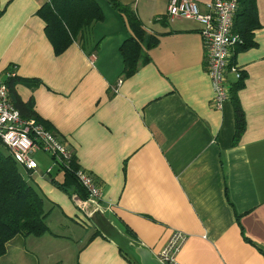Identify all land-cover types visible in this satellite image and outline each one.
Wrapping results in <instances>:
<instances>
[{"label": "crops", "instance_id": "1", "mask_svg": "<svg viewBox=\"0 0 264 264\" xmlns=\"http://www.w3.org/2000/svg\"><path fill=\"white\" fill-rule=\"evenodd\" d=\"M96 1L104 19L57 54L39 14L47 0H0L1 78H21L15 89L37 113L22 116L66 143L102 192L98 208L61 188L64 171L34 151L37 170H24L47 199L49 230L16 235L0 264H139L136 247L156 255L175 229L188 234L179 264H264V0L253 43L229 57L243 76L236 143L232 96L214 103L201 24L171 20L169 0H120L145 29L140 63L126 74L121 47L133 30ZM194 1L203 12L212 2ZM227 78L231 89L237 76Z\"/></svg>", "mask_w": 264, "mask_h": 264}, {"label": "trees", "instance_id": "2", "mask_svg": "<svg viewBox=\"0 0 264 264\" xmlns=\"http://www.w3.org/2000/svg\"><path fill=\"white\" fill-rule=\"evenodd\" d=\"M107 1L125 16L133 30L134 36L127 39L121 47L124 71L126 74H132L141 60L145 29L137 14L128 5L120 0ZM238 2L240 8L237 10L234 28L243 39L239 46L248 47L253 43V29L259 26L257 0ZM39 14L46 23L47 36L57 54L64 52L74 39L82 35L94 22L104 19L103 10L96 0H50L41 7ZM157 42L151 38L148 46L153 47ZM242 78L241 74V78L230 89L235 111V143L246 129L245 113L237 96L238 90L243 86ZM20 80L21 78L14 76L5 81L9 88L10 100L24 117H36L34 101L31 99L24 102L15 89ZM3 147L5 148L4 145ZM21 168L12 155L0 147V258L7 252V243L16 235L42 236L49 230L47 217L50 210L47 209V199L23 176ZM79 168L74 157L68 167L61 165L59 169L64 171L65 181L59 186L69 189L71 193L78 192L83 197H88L86 189L76 175ZM53 182L56 183L55 180Z\"/></svg>", "mask_w": 264, "mask_h": 264}, {"label": "built area", "instance_id": "3", "mask_svg": "<svg viewBox=\"0 0 264 264\" xmlns=\"http://www.w3.org/2000/svg\"><path fill=\"white\" fill-rule=\"evenodd\" d=\"M50 1V0H47ZM239 7L238 0H212L207 4V11H201L194 0H169L168 16L197 20L201 24V34L207 53L208 71L215 90L214 103L223 108L231 98L227 73L232 71L241 78V69L230 64L229 57L232 47L241 44V35L235 32V14ZM0 144H3L17 163L27 170H37V161L32 153L42 150L50 154L59 165L69 166L72 154L66 143L58 139L44 125L24 118L13 105L9 96V88L0 76ZM49 167L46 175L50 176ZM76 175L86 189L88 198L96 203L102 199V192L93 176L82 168ZM188 238V234L175 229L166 245L156 254L164 264H179L177 254Z\"/></svg>", "mask_w": 264, "mask_h": 264}, {"label": "water", "instance_id": "4", "mask_svg": "<svg viewBox=\"0 0 264 264\" xmlns=\"http://www.w3.org/2000/svg\"><path fill=\"white\" fill-rule=\"evenodd\" d=\"M139 264H164L157 256L147 247L138 246L134 249Z\"/></svg>", "mask_w": 264, "mask_h": 264}, {"label": "rangeland", "instance_id": "5", "mask_svg": "<svg viewBox=\"0 0 264 264\" xmlns=\"http://www.w3.org/2000/svg\"><path fill=\"white\" fill-rule=\"evenodd\" d=\"M2 145V146H1ZM0 147L2 148V150L4 151V152H6V150H7V148L5 149L4 147H3V144H0ZM8 151V150H7ZM43 153H40L39 155H38V157H40V158H42L43 157V155H42ZM47 154H45V156H46ZM21 171H22V174H23V176L29 181V174H28V172L27 171H25L24 170V168L22 167L21 168Z\"/></svg>", "mask_w": 264, "mask_h": 264}]
</instances>
